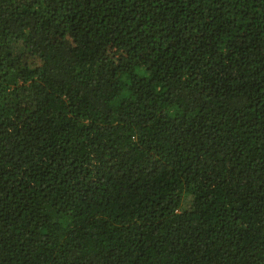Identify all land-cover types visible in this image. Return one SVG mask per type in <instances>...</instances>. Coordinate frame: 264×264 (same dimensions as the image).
I'll return each instance as SVG.
<instances>
[{"label":"trees","instance_id":"obj_1","mask_svg":"<svg viewBox=\"0 0 264 264\" xmlns=\"http://www.w3.org/2000/svg\"><path fill=\"white\" fill-rule=\"evenodd\" d=\"M0 264H264V0H0Z\"/></svg>","mask_w":264,"mask_h":264}]
</instances>
